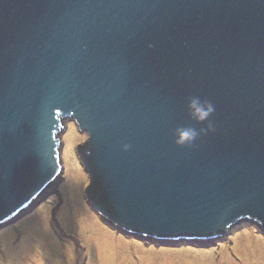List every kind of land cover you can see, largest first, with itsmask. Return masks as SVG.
<instances>
[{
    "label": "water",
    "instance_id": "95a60500",
    "mask_svg": "<svg viewBox=\"0 0 264 264\" xmlns=\"http://www.w3.org/2000/svg\"><path fill=\"white\" fill-rule=\"evenodd\" d=\"M75 127L87 201L120 233H264V0H0V231L65 182ZM180 128L206 131L178 146Z\"/></svg>",
    "mask_w": 264,
    "mask_h": 264
},
{
    "label": "rangeland",
    "instance_id": "374dc122",
    "mask_svg": "<svg viewBox=\"0 0 264 264\" xmlns=\"http://www.w3.org/2000/svg\"><path fill=\"white\" fill-rule=\"evenodd\" d=\"M86 139L78 127L72 130L64 139L65 182L52 198L0 231V264H105L106 256L113 264H264V233L258 227L202 247L162 245L114 229L87 201L90 179L76 150Z\"/></svg>",
    "mask_w": 264,
    "mask_h": 264
},
{
    "label": "clouds",
    "instance_id": "9594fccd",
    "mask_svg": "<svg viewBox=\"0 0 264 264\" xmlns=\"http://www.w3.org/2000/svg\"><path fill=\"white\" fill-rule=\"evenodd\" d=\"M189 108L193 117L200 123L209 121L208 129H211V122L209 118L212 113L215 111L214 105L211 102L201 101L198 97L192 98L189 103ZM206 131V129H200L199 131L195 128H180L176 131L175 143L178 146L190 145L197 137Z\"/></svg>",
    "mask_w": 264,
    "mask_h": 264
},
{
    "label": "bare ground",
    "instance_id": "6f19581e",
    "mask_svg": "<svg viewBox=\"0 0 264 264\" xmlns=\"http://www.w3.org/2000/svg\"><path fill=\"white\" fill-rule=\"evenodd\" d=\"M75 200H76V198H75ZM102 243H103V246L105 247L106 246V242L102 239ZM105 264H113V262L112 261H109L108 259H107V256L105 257ZM132 264H136V262H133Z\"/></svg>",
    "mask_w": 264,
    "mask_h": 264
},
{
    "label": "trees",
    "instance_id": "16d2710c",
    "mask_svg": "<svg viewBox=\"0 0 264 264\" xmlns=\"http://www.w3.org/2000/svg\"><path fill=\"white\" fill-rule=\"evenodd\" d=\"M259 228V227H258Z\"/></svg>",
    "mask_w": 264,
    "mask_h": 264
}]
</instances>
